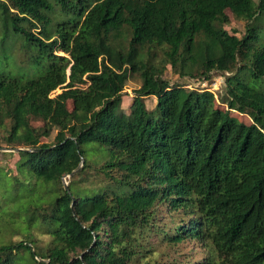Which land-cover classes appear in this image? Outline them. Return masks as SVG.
I'll return each instance as SVG.
<instances>
[{
    "label": "trees",
    "instance_id": "obj_1",
    "mask_svg": "<svg viewBox=\"0 0 264 264\" xmlns=\"http://www.w3.org/2000/svg\"><path fill=\"white\" fill-rule=\"evenodd\" d=\"M0 22L47 65L0 72V147L41 148L18 152L31 207L20 226L51 237L0 243V264H264V87L246 80L264 78V0H0ZM169 66L197 82L223 74L224 92L172 84ZM99 151L100 164L87 156ZM7 174L0 214L17 204Z\"/></svg>",
    "mask_w": 264,
    "mask_h": 264
},
{
    "label": "rangeland",
    "instance_id": "obj_2",
    "mask_svg": "<svg viewBox=\"0 0 264 264\" xmlns=\"http://www.w3.org/2000/svg\"><path fill=\"white\" fill-rule=\"evenodd\" d=\"M58 14L59 13L56 14L54 20L55 25L57 21L62 19V17ZM226 28L231 32L237 33L238 35H242L244 32L243 24L234 20L231 24L226 25ZM5 33V26L0 22V72L12 76H23L26 78H35L43 74V72L47 68V65H37L32 62L31 52H29L26 47H23V42L21 40V38L23 37L14 33L12 30L9 32L7 37H5ZM4 37L6 38L5 40H3ZM261 37L262 43L264 45V28L262 29ZM165 76L169 78L172 84L181 82L186 84L187 88H209L208 90H211L216 94L217 99L224 92L221 86L224 79L218 73L211 74L210 79L207 80L206 86H202L194 79L180 78L179 76L174 74L170 66L168 67ZM246 80L252 87L258 89L264 87V78L256 79L253 76L246 74ZM140 85L141 81L135 76L127 84L122 104V107L126 111H129V105L132 103L136 95L135 91L140 87ZM59 92H61L60 88L57 89L54 94ZM217 103L220 104L219 100H217ZM146 104L149 109L154 108L156 104V97L150 96L146 98ZM220 107L225 108L226 106L220 105ZM233 114L237 116L241 121L245 123H251V119L247 115L240 114L238 112H233ZM33 124L35 126H44L45 123L42 120H35ZM0 130L3 131V128H0ZM56 133V130H54L52 135L49 137V140L47 137H44L43 142H52ZM102 149L103 147L100 148V150ZM0 151L14 152V154H0V167L8 171L6 180H8L9 183L11 182L12 185L16 183V178L20 180V183H18V187H14L12 191L13 196L18 195L17 204L15 205L14 202H10L9 206L3 209L2 213L0 214V243L8 241H19L21 239H25V236L29 234L31 235V237L35 238L36 241H38V244L41 245V247H46L50 243L51 237L47 234H43V232H45L43 228L36 229L35 227H31L29 231L25 230L27 227L23 222L22 215L25 218L26 215L30 213L31 207H29L27 210L25 209L29 206V204L26 203L30 197L29 192H27V190L29 189L27 186L29 182L28 180H26V178H24L22 173H20L17 168L20 156L16 151ZM101 154L102 152L99 151L98 153H88L87 156L91 157L93 161L96 160V162L100 164L104 161ZM101 177H103L101 174L96 173L94 170H89L86 176L87 180H85L83 184L94 185V183L101 179ZM70 179L71 177L69 175L66 176V180L68 182H70ZM9 199L10 195L8 193L4 195L5 201ZM17 208L20 210V212H22V214L19 213ZM21 223H23L25 229L20 226ZM185 251H193L196 254H202L205 250L199 242H190L189 244H187V247H185Z\"/></svg>",
    "mask_w": 264,
    "mask_h": 264
},
{
    "label": "water",
    "instance_id": "obj_3",
    "mask_svg": "<svg viewBox=\"0 0 264 264\" xmlns=\"http://www.w3.org/2000/svg\"><path fill=\"white\" fill-rule=\"evenodd\" d=\"M1 150H4V151H16V152H19V151H40L41 148H23V147H17V148H0ZM84 162V159H82V162L81 164L79 165V167L77 169H75L71 174H69L70 177H72V175L79 171L82 166L84 165L83 164ZM68 176V175H66ZM66 176L63 177V183H64V186H65V189H69V182L66 180Z\"/></svg>",
    "mask_w": 264,
    "mask_h": 264
},
{
    "label": "built area",
    "instance_id": "obj_4",
    "mask_svg": "<svg viewBox=\"0 0 264 264\" xmlns=\"http://www.w3.org/2000/svg\"><path fill=\"white\" fill-rule=\"evenodd\" d=\"M227 74H229V73H227ZM220 76H222L223 79L225 80V77H224L223 74H220ZM224 80L222 81L223 83L221 84L222 87H223V85H224ZM199 83H200L202 86H206V85H207V80H201V81H199ZM202 89H203V90H204V89H205V90H208L209 88L206 89V87H203ZM210 91H211V90H210Z\"/></svg>",
    "mask_w": 264,
    "mask_h": 264
}]
</instances>
